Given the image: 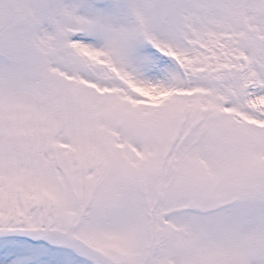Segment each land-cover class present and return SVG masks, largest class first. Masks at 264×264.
<instances>
[{"label": "snow or ice", "instance_id": "1", "mask_svg": "<svg viewBox=\"0 0 264 264\" xmlns=\"http://www.w3.org/2000/svg\"><path fill=\"white\" fill-rule=\"evenodd\" d=\"M0 264H264V0H0Z\"/></svg>", "mask_w": 264, "mask_h": 264}]
</instances>
